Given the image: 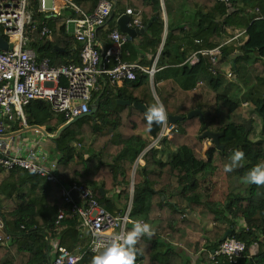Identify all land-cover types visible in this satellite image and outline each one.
Instances as JSON below:
<instances>
[{
	"label": "trees",
	"instance_id": "1",
	"mask_svg": "<svg viewBox=\"0 0 264 264\" xmlns=\"http://www.w3.org/2000/svg\"><path fill=\"white\" fill-rule=\"evenodd\" d=\"M101 1L73 0V3L88 15ZM106 1H114L117 5L113 18L123 14L127 8H134L141 12L145 27L151 24L150 31L163 25L160 0ZM204 5L208 10L200 14L202 34L199 36L203 42L201 46L211 49L221 43L222 26L230 25L231 11L216 0H205ZM217 17L223 18V22H217ZM35 19L53 31L52 39L37 37L32 44L39 61L49 58L55 67L69 62L79 63L80 45L66 33L65 25L46 15L37 14ZM246 35L248 40L242 47L226 46L223 49L217 77L210 73L211 65L207 59L194 67L182 65V72L194 81L192 87L205 75L212 89L218 91L222 85V63L229 61L232 55L237 63L240 58L253 53L260 61L259 67L264 69V19L248 22ZM56 47L64 49L65 53L57 51ZM185 59L186 56H182L177 64H183ZM146 80L140 76L132 85L141 86ZM101 102L99 107L108 106ZM215 103V117L209 113H203V119L184 116V120L178 123L181 133L174 137L176 150L169 162L158 159L153 149L146 153V166L135 173L133 195V166L148 146L135 132L146 128L155 138L163 122L149 125L145 114L137 111L135 114L141 116L139 121L134 117L121 120L119 133L115 134L109 128L105 132V126L109 125L106 119L99 117L95 121L89 117L72 125L58 139L51 140L52 158L58 160L61 182L90 187L100 204L114 215L127 211L119 210L107 199L110 191L121 186L117 199L120 205L127 207L132 198V221L143 220L150 224L153 235L141 236L137 241L135 247L139 251L135 264H190L181 247L194 255L200 253L199 264H208V251L218 248L229 230L233 232L232 236L247 245V252L239 264H264V184H247L241 180L255 164L264 161V140L252 139L255 122L238 113L241 103L236 99L226 93H217ZM25 111L30 126L45 127L50 135H55L67 123L64 117L55 116L50 105L43 101L32 102ZM256 112L264 121V100L257 101ZM125 128L132 134L129 139L124 137ZM207 131L224 133L220 139L224 153L214 143L206 152V160H203L196 156V152L203 151L202 135ZM237 148L245 153L242 166L225 172V164L230 163L228 157ZM218 171L227 179L224 203L213 202L204 193H197L202 182L212 179ZM0 195L5 201H15L14 209L4 216L6 232L12 236V242L9 246H0V264H50L55 253L51 242L57 239L60 246L70 252L75 250L82 236L78 229L81 223L78 218L68 216L59 226L55 225L58 210L66 208L57 184L23 170H15L1 184ZM176 196L185 203V209L173 200ZM207 220L215 226L208 228ZM132 227L133 224L128 225L126 231H131ZM195 234L199 236L198 240L191 241L189 235ZM83 251L81 264H91L94 254L87 248ZM9 253H13V257L10 258ZM27 253L31 258L24 262L23 255Z\"/></svg>",
	"mask_w": 264,
	"mask_h": 264
},
{
	"label": "built area",
	"instance_id": "2",
	"mask_svg": "<svg viewBox=\"0 0 264 264\" xmlns=\"http://www.w3.org/2000/svg\"><path fill=\"white\" fill-rule=\"evenodd\" d=\"M216 1L227 11H232L234 0ZM52 3V7H47L46 0H0V37L8 43L7 51L0 49V172L23 170L57 184L66 208L58 210L55 225L59 226L68 216L78 218L80 229L88 232L91 238L87 250L96 255L101 245L111 242L117 234L127 233V226L133 224L131 208L124 214L114 215L100 204L90 187L61 182L58 160L51 159L43 145L46 135L41 127L29 125L25 109L34 101H43L50 105L54 115L64 117L69 123L92 113L95 95L108 94L111 87L120 83L136 82L143 74L153 78L156 70L125 61L123 50L128 39L118 28L109 34L110 46L100 48L98 32L113 18L114 1L99 2L88 15L73 0H52ZM37 14L63 20L60 23L65 25L66 33L80 45L79 63L55 67L49 58L39 61L32 44L37 37L52 39L53 31L38 23ZM123 15L130 17L129 28L138 32L146 28L140 11L128 8ZM231 42L192 51L182 65L194 67L207 59L211 65L210 73L217 77L223 49ZM195 44L201 45L202 41L196 40ZM234 76L232 71L226 73L230 80ZM243 107L248 104L244 103ZM28 132L39 138L32 146L23 138ZM179 133L178 124L171 125L167 120L153 138V146L162 141L172 142ZM222 151L224 153V149ZM73 192L79 201L72 197ZM4 216L0 196V246H9L12 236L6 232ZM53 247L55 255L50 264H81L82 256L73 254L59 243ZM246 252V243L231 236L218 248L208 251L209 264H239Z\"/></svg>",
	"mask_w": 264,
	"mask_h": 264
},
{
	"label": "crops",
	"instance_id": "3",
	"mask_svg": "<svg viewBox=\"0 0 264 264\" xmlns=\"http://www.w3.org/2000/svg\"><path fill=\"white\" fill-rule=\"evenodd\" d=\"M160 1L162 7L163 25L157 26L154 31H150V24L149 26H147L149 27L147 32H145L144 34H139L134 38L128 40L123 50L125 61L130 63H137L147 69L155 68L156 71L153 78L143 74L141 75V77H146L147 80L141 86L133 87L132 83H120L115 87H111L108 94L95 95L93 98V114L89 117H92L95 121L99 120V117L106 119L109 125L105 126V132L109 128L115 134H117L120 130L119 125H122L121 120L126 121L127 118L134 117L139 121V119L141 118V116L135 113L137 111L143 113L142 111L138 110L133 105H127L123 102L138 103L139 105H143L148 108L150 105L155 103L154 98H158L159 101H161L165 105L168 116L176 115L184 117L189 116L193 112H201L202 115L203 113L210 114L209 110H213V108H215L214 113H216V103L214 96H216L217 93H226L228 96L232 97L235 92H239L237 88L233 87L231 83L234 82V80L238 77H242V79H244V76L241 75V71L246 64L248 57L240 58L237 63H235L236 61L234 59V56L232 55V58L229 61H224L222 63L220 71L222 85L218 89V91H214L212 89V87L209 85V79L205 75H202L197 85L195 87H192L194 84L193 79L182 72L181 63L177 64V62L182 59V56H188V54L192 51L199 49H208L207 47L201 46L202 44H195L196 40H200L199 35L202 34V32L200 31V14L206 13L208 10V8L204 5L205 0ZM121 15H115L114 18L105 27L100 28L98 32V43L100 44L101 49L110 46L111 41L109 39V34L112 30H115L117 28L119 29L118 19L121 17ZM253 19H264V0H234L231 17L228 21L230 25L226 28L222 26L221 43L232 40L228 47H242L248 40V37L246 35L247 24ZM217 22H223V18L217 17ZM123 35L126 37L125 34ZM168 38L169 43L167 44ZM71 56L73 55L71 54L70 58ZM161 60L163 64H161ZM256 60V64H260V61H258V59ZM229 71H232L235 75L232 80L226 78V73H228ZM150 79L153 83L154 93H152V90L148 85ZM225 84L230 87H225ZM211 97L214 99H212ZM107 100H109L108 106L99 107V102L103 101V103L107 105ZM113 123H115V125ZM16 128L18 129L17 126ZM41 128L43 129V131H46L45 127ZM122 128L124 129V126ZM162 129L163 125L161 127V130ZM135 133L137 136L143 138L148 143V146L137 158L133 166L131 184L132 195L134 192L135 173L137 170L143 169L146 166V153L153 149L156 151V157L158 159L162 160L163 162H169L174 156L176 150L173 141H162L157 146H153V136L149 134V131L146 128H142ZM27 134L29 133L24 134L26 135V137H24L23 135V138L32 146L33 141L35 143L39 138L35 135L27 136ZM131 135L132 134L129 132V130L125 128L124 137L126 139H129ZM204 141H208L210 144L206 145L205 143H203V151H197L196 156L198 157V155H201L198 158L206 160V152L210 147L213 146L214 143L209 139H204ZM118 142L123 143L120 140H118ZM208 185L211 186V191L209 193V197L211 198V200L216 203H224L227 193V179L225 174L221 171H218L212 179L203 181L201 187L197 191L198 195H201L203 193L205 195L208 194L205 190L207 189ZM213 188L215 192L216 190L220 191V188H223L222 191L225 195L222 201H216L218 200V195L213 194ZM121 190V186L116 187L114 190L108 193L107 199L112 204H116L119 210H128L129 208H132V198L127 207H125L124 205H120L117 196ZM118 215L121 214L118 213ZM197 220L200 221V218L198 217ZM205 222L207 223L208 228H212L210 226L212 222L208 220ZM240 224L243 225L244 222L241 220ZM78 229L79 233H81L83 237L80 236L79 242L75 250L72 252L75 255L84 257L83 249H88L91 238L88 232L82 231L80 229V226L78 227ZM85 238H87V240H85ZM198 238L199 236L197 234L189 235V239L191 241H197ZM57 243L60 244V241H58V239L52 241L51 245H55ZM15 248H17V246H15ZM181 248L182 251L186 252L187 256L189 257L188 259L190 260V264H199L201 262L200 253L194 255L191 252L187 251L186 248ZM54 255L55 254H53L52 256L54 257ZM9 257H13V253H9ZM30 258V254L27 253L23 255L22 260L25 262Z\"/></svg>",
	"mask_w": 264,
	"mask_h": 264
},
{
	"label": "clouds",
	"instance_id": "4",
	"mask_svg": "<svg viewBox=\"0 0 264 264\" xmlns=\"http://www.w3.org/2000/svg\"><path fill=\"white\" fill-rule=\"evenodd\" d=\"M154 99L155 103L145 111V118L149 125L153 122L159 124L168 120L165 105L158 98ZM244 159V151L239 148L234 149L228 157L230 163L225 164L224 171L231 172L234 168L242 166ZM241 180L247 184H264V161L255 164L241 177ZM143 235L149 237L153 235L150 224L143 220L134 221L131 231L123 235L117 234L111 242L101 245V250L93 256L91 264H135L139 251L135 245Z\"/></svg>",
	"mask_w": 264,
	"mask_h": 264
},
{
	"label": "rangeland",
	"instance_id": "5",
	"mask_svg": "<svg viewBox=\"0 0 264 264\" xmlns=\"http://www.w3.org/2000/svg\"><path fill=\"white\" fill-rule=\"evenodd\" d=\"M46 5L47 7H52L53 3L52 0H46ZM59 22H63L62 19H58ZM115 24V23H113ZM257 57L255 54L251 53L248 56V59L246 61V64L244 66V68L241 71V75L244 76V79H242V77H238L237 79L234 80V82H232L231 84L233 85V87L237 88V90L239 91L238 93H234L232 95L233 99H236L239 103H241V109H239L238 113H242L246 118L252 119L255 124H254V133H253V137L252 139L254 141L257 140H264V121L262 120V118L257 114L256 112V103L257 101L260 100H264V69H262L261 67H259V64H256L257 62ZM222 67V66H221ZM148 85L150 86L152 93H154L153 91V83L150 79ZM239 85V86H238ZM227 86V88H229L230 86L225 84V87ZM224 89V87H223ZM212 98V97H211ZM215 98V96H214ZM212 98V99H214ZM107 104L109 103V100H107ZM244 103H248V107H243L242 104ZM101 104L106 105L105 103H103V101L101 102ZM215 108L210 109L209 112L211 115H213L215 117V113H214ZM198 118L201 119L200 116H197ZM29 134H27V136H31L34 135L33 132H28ZM177 135H180L177 134ZM175 135V136H177ZM24 137H26V135H24ZM203 143H205L206 145H209L210 143L208 141H204ZM43 144L45 145V149L48 152V154L50 155L51 159L53 156V145L51 140H49V138L44 137L43 138ZM204 147V145H203ZM207 147V146H206ZM201 155H198V157H200ZM9 173L3 172L0 175V186L1 184L7 179ZM214 185V184H213ZM212 185V186H213ZM211 186L208 185L206 190V196L209 197V193L211 191ZM219 188V187H217ZM221 190H216V192L213 191V194H217L218 195V200L216 201H222L224 199V192L222 191L223 188H220ZM1 196V195H0ZM2 197V196H1ZM3 198V197H2ZM174 201L178 202L181 205L182 209H185V203L181 200V198H178L177 196L174 197L173 199ZM15 207V201L14 200H10V201H5L3 198V208L5 211V214H7L9 211H11L12 209H14ZM23 261V260H22Z\"/></svg>",
	"mask_w": 264,
	"mask_h": 264
},
{
	"label": "water",
	"instance_id": "6",
	"mask_svg": "<svg viewBox=\"0 0 264 264\" xmlns=\"http://www.w3.org/2000/svg\"><path fill=\"white\" fill-rule=\"evenodd\" d=\"M129 22H130V17L126 16V15H121V17L118 19L119 30L121 31V33L126 35L128 40H130L131 38H134L135 36H137L139 34H144L149 29V27H146L144 30L138 32L137 30L128 27ZM0 49L4 50V51L8 50V43L6 41H4L1 37H0ZM56 50L59 52L65 53L64 49L56 47ZM123 103L127 104V105H133L135 108L142 111L144 114H145V111L147 109V107H145L143 105H139L138 103H132V102H126V103L123 102ZM92 114H93V112L90 113L89 115H85L83 118H87V117L91 116ZM197 116H200L201 119H203V115L201 112L191 113L188 116V119H192V118L197 117ZM83 118H78V119H75L69 123H66L64 126H62L58 130V132L55 135H49L46 131H44V134L46 135L47 138L54 141V140L58 139L65 130H67L68 128H70L72 125H74L75 123H77L78 121H80ZM183 120H184V118L181 116H176V115H169L168 116V122L171 125L178 124V123L182 122ZM223 136H224V133L220 134V133H213V132L207 131L202 135V138L211 140L213 143H215L217 145V147L220 150H223V147L220 146V139ZM72 197L76 201H79V198L75 192L72 193ZM131 205H132V203H131ZM232 235H233V232L231 230L227 231L224 234V236L222 237L220 242L221 243L224 242L228 237H231Z\"/></svg>",
	"mask_w": 264,
	"mask_h": 264
},
{
	"label": "flooded vegetation",
	"instance_id": "7",
	"mask_svg": "<svg viewBox=\"0 0 264 264\" xmlns=\"http://www.w3.org/2000/svg\"><path fill=\"white\" fill-rule=\"evenodd\" d=\"M83 119H86V118H83Z\"/></svg>",
	"mask_w": 264,
	"mask_h": 264
},
{
	"label": "bare ground",
	"instance_id": "8",
	"mask_svg": "<svg viewBox=\"0 0 264 264\" xmlns=\"http://www.w3.org/2000/svg\"><path fill=\"white\" fill-rule=\"evenodd\" d=\"M62 6V5H61Z\"/></svg>",
	"mask_w": 264,
	"mask_h": 264
}]
</instances>
